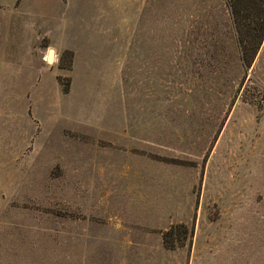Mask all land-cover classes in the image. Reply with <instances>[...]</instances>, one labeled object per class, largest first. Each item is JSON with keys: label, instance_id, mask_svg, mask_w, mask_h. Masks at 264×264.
Segmentation results:
<instances>
[{"label": "rangeland", "instance_id": "374dc122", "mask_svg": "<svg viewBox=\"0 0 264 264\" xmlns=\"http://www.w3.org/2000/svg\"><path fill=\"white\" fill-rule=\"evenodd\" d=\"M20 9L3 12L27 36L4 47L24 145L0 177V264H264V54L244 70L225 1Z\"/></svg>", "mask_w": 264, "mask_h": 264}, {"label": "crops", "instance_id": "0c3cea01", "mask_svg": "<svg viewBox=\"0 0 264 264\" xmlns=\"http://www.w3.org/2000/svg\"><path fill=\"white\" fill-rule=\"evenodd\" d=\"M22 4L23 0H15V2L13 0L12 3H0V96H2L0 102V177L2 176V180L6 175L22 174V151L24 145L22 143L24 133L23 119L20 116L18 121L15 109H13L10 103V98L5 97L12 95L16 91L15 82L12 81V78L14 79L17 76L18 67L14 65V62H18L19 57L13 51L12 53L6 54L4 47L8 44L14 45L18 43L15 38L16 32L21 43L22 39L27 36L23 33L26 29V24L21 22L20 17H15L12 19V22L5 24V16H3V12L5 11H11L12 13L20 12ZM25 10V14H32L29 9ZM30 27L32 26L28 24V28ZM35 27L36 25L33 26V28ZM36 36V45H38L43 37H47L42 29L37 28ZM263 54L264 41L254 64L262 59ZM3 183H5V179Z\"/></svg>", "mask_w": 264, "mask_h": 264}, {"label": "trees", "instance_id": "16d2710c", "mask_svg": "<svg viewBox=\"0 0 264 264\" xmlns=\"http://www.w3.org/2000/svg\"><path fill=\"white\" fill-rule=\"evenodd\" d=\"M229 10L240 61L244 70L249 69L264 41V0H224ZM68 86L62 93L67 94ZM189 231L185 225H174L162 234L163 245L168 250L181 247Z\"/></svg>", "mask_w": 264, "mask_h": 264}, {"label": "bare ground", "instance_id": "6f19581e", "mask_svg": "<svg viewBox=\"0 0 264 264\" xmlns=\"http://www.w3.org/2000/svg\"><path fill=\"white\" fill-rule=\"evenodd\" d=\"M50 54H49V56H48V60H49V62L51 61V58H52V51H50L49 52Z\"/></svg>", "mask_w": 264, "mask_h": 264}]
</instances>
